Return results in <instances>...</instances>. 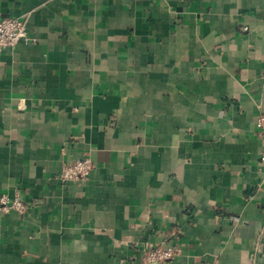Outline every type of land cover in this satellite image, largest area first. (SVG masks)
Instances as JSON below:
<instances>
[{
	"label": "crops",
	"instance_id": "crops-1",
	"mask_svg": "<svg viewBox=\"0 0 264 264\" xmlns=\"http://www.w3.org/2000/svg\"><path fill=\"white\" fill-rule=\"evenodd\" d=\"M7 16L28 39L0 51V195L26 210L0 212V264H140L162 241L179 255L150 264H264V0H0Z\"/></svg>",
	"mask_w": 264,
	"mask_h": 264
},
{
	"label": "built area",
	"instance_id": "built-area-1",
	"mask_svg": "<svg viewBox=\"0 0 264 264\" xmlns=\"http://www.w3.org/2000/svg\"><path fill=\"white\" fill-rule=\"evenodd\" d=\"M248 27L245 26L244 30ZM22 39H28L25 20L17 16L0 17V51L11 49L16 46ZM259 135L264 144V114L260 113L257 119ZM264 162V151L261 156ZM94 168V162L89 156L75 159L74 161L64 163L58 175L62 183H68L73 180H85ZM12 210L24 212L26 205L20 197H9L0 195V212H10ZM139 246L138 243H134ZM140 264L165 263L173 260L180 253V248L175 244H167L166 241L157 242L151 246H142Z\"/></svg>",
	"mask_w": 264,
	"mask_h": 264
}]
</instances>
